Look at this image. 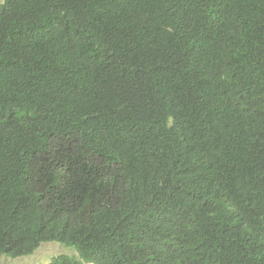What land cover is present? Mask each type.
<instances>
[{
    "label": "trees",
    "instance_id": "trees-1",
    "mask_svg": "<svg viewBox=\"0 0 264 264\" xmlns=\"http://www.w3.org/2000/svg\"><path fill=\"white\" fill-rule=\"evenodd\" d=\"M264 264V0L0 5V264Z\"/></svg>",
    "mask_w": 264,
    "mask_h": 264
},
{
    "label": "rangeland",
    "instance_id": "rangeland-1",
    "mask_svg": "<svg viewBox=\"0 0 264 264\" xmlns=\"http://www.w3.org/2000/svg\"><path fill=\"white\" fill-rule=\"evenodd\" d=\"M4 2L5 0H0V5ZM74 254L76 250L72 247L59 243H44L33 255L18 259L3 258L2 264H50L59 256H74Z\"/></svg>",
    "mask_w": 264,
    "mask_h": 264
}]
</instances>
